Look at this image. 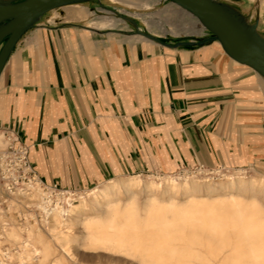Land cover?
Instances as JSON below:
<instances>
[{
  "label": "crops",
  "instance_id": "obj_1",
  "mask_svg": "<svg viewBox=\"0 0 264 264\" xmlns=\"http://www.w3.org/2000/svg\"><path fill=\"white\" fill-rule=\"evenodd\" d=\"M218 1L264 38V0ZM64 9L43 14L0 73V129L28 146L41 183L76 191L144 171L243 166L258 154L243 116L255 113L264 131V85L206 30L185 39L201 43L172 48L127 20L98 29Z\"/></svg>",
  "mask_w": 264,
  "mask_h": 264
},
{
  "label": "bare ground",
  "instance_id": "obj_2",
  "mask_svg": "<svg viewBox=\"0 0 264 264\" xmlns=\"http://www.w3.org/2000/svg\"><path fill=\"white\" fill-rule=\"evenodd\" d=\"M102 1L117 12L149 4ZM59 8H65L64 19L98 29L125 23L107 8L96 15L82 3L48 12ZM75 198L61 193L52 199L34 181L16 188L9 208L34 223H6L0 210V238L18 245L14 253L0 249V264H264L262 174L247 175L241 168L230 175H129ZM30 207L33 212L25 214Z\"/></svg>",
  "mask_w": 264,
  "mask_h": 264
},
{
  "label": "water",
  "instance_id": "obj_3",
  "mask_svg": "<svg viewBox=\"0 0 264 264\" xmlns=\"http://www.w3.org/2000/svg\"><path fill=\"white\" fill-rule=\"evenodd\" d=\"M84 1L90 0H0V73L18 39L43 14L51 9ZM167 1L194 16L231 59L251 68L264 79V38L242 15L218 0ZM120 17L131 22L136 34L167 47L201 43L197 40L168 43L141 30L131 18Z\"/></svg>",
  "mask_w": 264,
  "mask_h": 264
},
{
  "label": "rangeland",
  "instance_id": "obj_4",
  "mask_svg": "<svg viewBox=\"0 0 264 264\" xmlns=\"http://www.w3.org/2000/svg\"><path fill=\"white\" fill-rule=\"evenodd\" d=\"M148 6L143 7L139 10H129L125 9L126 12L119 11L118 14L121 16L129 17L132 20L136 22L138 27H140L143 31H149L152 32L154 36L158 37L162 41L165 42H177L180 40L185 39H192L193 35H197L199 31L205 30L203 27L200 29L198 25L196 24V21L194 17H192L191 14L187 13L185 10L179 8L175 4H173L170 1L167 0H147ZM83 5H85L89 10L92 11V7L97 8L99 11L98 14H101V9L107 8V4H105L102 0H90V1H84L80 2ZM62 8L53 10L52 12H49L50 16H54L55 12L57 13ZM95 14L97 12L93 11ZM117 17H120V16ZM122 29H130V27H121ZM132 30V27H131ZM194 31H198L195 33ZM207 31V30H206ZM208 32V31H207ZM209 33V32H208ZM261 83L264 85V82L259 79ZM260 96V95H259ZM252 111V110H251ZM253 113V112H252ZM255 113H253L254 115ZM251 113L244 114L243 116V123L250 125V128L252 131L257 134V137H248L245 138L246 142H250L253 145L258 146V154H255L252 156H248V164H245L243 166H215V167H208L204 164H197L195 166H192L190 168H176L171 171H144L137 174H126L115 178H125L129 175H139L142 178L146 177H154L157 175L160 176H166V175H172V176H181L184 173L188 175L192 174H200V175H210L213 172L220 171L221 173L226 174H232L238 169H244L247 172V175H254V174H262L264 175V131L259 130L260 127V119L258 121H252ZM257 122V125H255ZM259 122V124H258ZM257 126V127H256ZM256 128L258 130H256ZM253 133V134H255ZM0 151L7 150V146L10 143V139L8 138V135L5 130L0 129ZM20 141V140H19ZM252 159V160H250ZM1 165V164H0ZM1 175V168H0V210L3 212V218H5L6 223H10L11 219L17 224L18 227H23L24 221H27L28 223H34V220L30 217H23L20 215V212L16 209L9 208L8 201L10 200L11 193H14L16 188L24 189L25 183H30L32 181L37 182L44 190L51 191L52 199L55 198V194H61L66 193V196H71L73 199H76L79 194H83L84 192L88 191L90 188H85L81 190L71 191V190H65L63 188H60L59 190H53L52 188H49L45 186L43 183H41L37 177H31L28 174L22 175L20 179L18 180L17 187L11 188L9 185H6L5 181L2 180ZM263 200V199H262ZM33 209V207H32ZM31 211V207L29 210L24 211V213L28 214ZM36 214V212H35ZM40 219V217H37ZM1 232V228H0ZM0 249L3 251L9 250L11 253H14L18 250V245L15 243H12L10 241H7L5 236L2 235L0 238ZM80 264H108L101 261L96 260H88L83 261Z\"/></svg>",
  "mask_w": 264,
  "mask_h": 264
},
{
  "label": "built area",
  "instance_id": "obj_5",
  "mask_svg": "<svg viewBox=\"0 0 264 264\" xmlns=\"http://www.w3.org/2000/svg\"><path fill=\"white\" fill-rule=\"evenodd\" d=\"M5 131L10 139V143L7 146V150L0 151L1 178L3 181L7 182L5 184L9 185L11 189L17 187L18 180L22 175L26 176V174H28L31 177H37V175L28 160V146L19 141L12 132ZM45 186L52 188L53 190L60 189L56 185Z\"/></svg>",
  "mask_w": 264,
  "mask_h": 264
}]
</instances>
